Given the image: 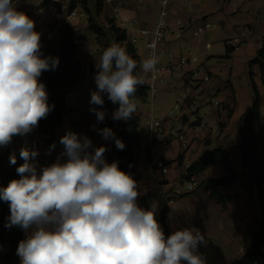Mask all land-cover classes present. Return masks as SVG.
Listing matches in <instances>:
<instances>
[{
	"label": "clouds",
	"instance_id": "obj_1",
	"mask_svg": "<svg viewBox=\"0 0 264 264\" xmlns=\"http://www.w3.org/2000/svg\"><path fill=\"white\" fill-rule=\"evenodd\" d=\"M157 63L153 54L138 65L119 44L102 52L90 97L95 107L89 109L98 124L107 115L105 96L118 105L113 120L132 118L137 86L143 83L136 69L155 72ZM58 65V57L43 55L35 21L18 10L16 0H0V147L33 132L54 110L40 78ZM93 128L118 149L125 147L111 128ZM59 143L62 152L43 166L39 150L25 144L19 150V179L0 186V201L10 210L5 227L17 226L26 234L16 249L20 264H206L198 251L205 236L188 227L166 236L157 204L139 206L137 181L118 161H107L106 145L95 146L72 130ZM16 160L11 153L10 163Z\"/></svg>",
	"mask_w": 264,
	"mask_h": 264
},
{
	"label": "crops",
	"instance_id": "obj_2",
	"mask_svg": "<svg viewBox=\"0 0 264 264\" xmlns=\"http://www.w3.org/2000/svg\"><path fill=\"white\" fill-rule=\"evenodd\" d=\"M21 1L17 0L16 4ZM56 1L57 6L62 5L69 7V9H64L61 15L56 16L55 12L52 13L47 8V3L51 2V0H30L27 2V10L32 11L30 14L38 16L35 29L41 33L42 48L48 42L54 43L55 39L57 42L61 27L64 24H69L73 26L76 32L75 39L78 40L77 53L80 43L79 35L96 36L88 25V18L93 14L95 7H90V0L85 1L88 3L87 7L84 6L82 0ZM183 1L171 0L169 4L168 23L171 32L160 45L159 64L167 63V53L169 51L179 55L186 48H191V37L196 38V42L202 41L203 54H206L213 47L219 48L218 51L222 52L221 44L224 43L227 54L224 69L225 78H220L218 81L212 79V81L210 80L208 83L203 84L197 90L188 91L181 68H176L166 82L159 86L152 106L146 99L135 100L137 103L136 114L140 116V126L137 130L140 147L136 153L137 161L134 166L138 175L136 180L138 190L141 193L137 201L139 206H141L140 199L148 193L152 194L153 196L146 200L145 209H148L155 202L158 206V222L162 210L166 208L167 223L171 233L180 224L184 228L183 223L193 221L198 217V213L193 211L187 215L184 209L185 205L176 201L177 198L182 196V193L177 188L178 184H185V181L192 177L198 180L201 179L200 185L206 188L205 184L202 183L203 181L209 178L227 177L228 173L224 168V164L220 161L211 164L199 173L187 176L188 167L206 151L216 148L225 149L228 153L231 167L238 179L231 184L220 186L219 190L223 194L232 196L226 202H231L233 213L241 218L242 229L239 233L233 235L226 233L224 228L222 229L225 242L230 245L232 250L228 252V255L222 254L221 250L214 246L205 231L199 229L198 226L195 229H198L207 240L206 244L199 246L201 254L206 257V264H238L240 257L250 248L254 236L260 231L264 222V199L259 197L258 188L250 181L249 169L243 167L241 153V119L253 106L255 97L253 79L259 94L260 106L258 118L253 124L256 136L255 149L256 156L261 160V165L264 167V72L259 62H253L259 51L264 48V0H186V3H183ZM95 4L96 0H94V6ZM154 6H157L155 12ZM116 8L118 12L115 11ZM101 9L111 18L112 24L121 30L120 22L131 18H138L144 25L153 28L159 18L160 5L156 2L151 7H146L139 5L137 0H102ZM71 10L75 11V15L70 16ZM204 21L212 23L208 31L205 34L194 35L195 28L203 24ZM48 27L53 35L51 40L44 39ZM91 41L93 40L90 39ZM96 41L98 40L96 39ZM117 42L122 43L120 41ZM228 47L232 48V51L228 52ZM135 48L140 56V62L148 58L144 45L140 44L135 46ZM195 55L198 63L199 54L195 53ZM262 60L264 62V56ZM206 70L210 73L213 72L211 70L215 72L221 71L218 67L210 68L208 66H206ZM138 74L142 76L143 82L147 84L149 81L148 73H142L139 68ZM241 76L245 77L244 82L241 79L238 80ZM79 79L70 88L66 109L62 115L61 123L56 129V137L53 142L48 143L38 127L27 136L13 137L12 142L7 146L11 149L9 156L15 152L17 161L22 164L23 160L19 157V150L27 144L28 147H34L39 150L40 154L37 160L40 166L50 164L62 152L63 146L59 143V140L68 130L87 135L95 146L106 145L108 150L105 152V158L112 154L115 141L103 140L97 131L94 130L93 125L96 128L109 127L116 136L117 130L123 124L121 123L122 120H113L111 118V114L117 108V105L107 106L105 120L98 124L95 115L89 111L91 107L75 106L71 100L72 96L76 94L75 89ZM213 96H217L215 100ZM180 97H182L183 101L182 107L176 112L175 116L170 117L169 111ZM211 102L213 106L210 109L205 108V105ZM196 104L201 106L196 107ZM150 109L160 127L153 149L149 147L150 136L147 124ZM198 118H204L206 126L200 137L193 139ZM169 126L174 127L175 132H171L168 135ZM180 132H186L192 142L187 150H183L180 140L174 138L175 134ZM170 137L173 139H170ZM53 143H55L56 147L49 153ZM0 149L2 148L0 147ZM158 158L164 159L168 165V173L165 175L154 167V162ZM242 173L245 174L246 182L245 180H240L241 177L239 175ZM155 179L164 184L165 195H161L154 190ZM241 182L243 183L241 184ZM206 193L207 195L210 194V190L207 188ZM217 227L218 230L221 229V226ZM23 235L24 237L26 236L24 231ZM238 239L239 241L245 240V245L235 247L234 240ZM7 252V243L0 242V264H4L1 255ZM255 264H264V247L263 254L259 256Z\"/></svg>",
	"mask_w": 264,
	"mask_h": 264
},
{
	"label": "trees",
	"instance_id": "obj_3",
	"mask_svg": "<svg viewBox=\"0 0 264 264\" xmlns=\"http://www.w3.org/2000/svg\"><path fill=\"white\" fill-rule=\"evenodd\" d=\"M86 0H83L85 2ZM97 7L100 8L102 0H96ZM90 30L98 37L103 28L100 25L95 24L90 20ZM115 32V39L123 42L126 40L127 35L124 30L113 25L111 28ZM75 30L73 26L64 24L60 29V36L57 40V44L48 42L43 48L42 52L44 56H53L59 58V65L55 71L44 72L41 76V81L46 85V90L49 94V103L54 104V110L50 112L46 119H42L39 122V130L45 137L48 143H52L56 137V129L61 123L62 115L66 109V102L70 88L73 87L81 74V64L76 58L77 43L75 42ZM232 51V48L228 47V52ZM127 53L140 64V56L137 49L132 44H128ZM264 48L258 53V56L253 59V62H259L264 72ZM139 67L136 69L138 74ZM254 87V101L251 110L245 114L241 119L242 127V139H241V153H242V165L244 168L249 169L250 181L258 188V194L261 199H264V167L261 165V160L256 156V136L253 130V124L259 115V94L256 89V85L252 79ZM148 91V84L145 82L142 85L137 86L134 99H146ZM118 107V105H117ZM140 126V116L133 114L132 118L123 122L120 128L116 132V138L120 139L125 147L120 150L116 147L115 143L111 155L106 157L107 161L111 163L113 160L119 162L121 170L130 173L135 180L138 175L134 168L136 164V153L139 150V138L137 130ZM222 162L224 168L228 173L225 178H209L202 183L206 188L210 190V198H217L219 202H223L224 197L220 193L219 187L235 182L238 177L234 173L228 153L223 148H216L206 151L197 161H195L187 169V176L195 173H199L209 167L215 162ZM19 162L16 160V164H9L5 161L3 154L0 152V186H7L10 180L19 179V175L16 172V168L19 166ZM153 195L148 193L140 199L142 208H145L146 200ZM138 203V201H137ZM10 215L9 205L3 201H0V242L7 243L8 252L1 255L4 264H18L19 257L16 255V249L21 240L24 239L23 230L17 226L6 228L5 223L7 217ZM159 223L164 230L165 235H170L171 231L167 223V209H163ZM264 247V222L260 228V231L254 236L250 248L240 257L238 264H255L263 254Z\"/></svg>",
	"mask_w": 264,
	"mask_h": 264
},
{
	"label": "rangeland",
	"instance_id": "obj_4",
	"mask_svg": "<svg viewBox=\"0 0 264 264\" xmlns=\"http://www.w3.org/2000/svg\"><path fill=\"white\" fill-rule=\"evenodd\" d=\"M30 0H22L19 4H16L18 7V10L23 11L26 13L31 19L37 21V15L30 14L32 11L27 10V2ZM83 1V0H82ZM41 4V3H40ZM84 6L87 7L88 3L83 2ZM90 7L93 9V14L89 16L88 20L90 25V20H92L95 24L100 25L103 28L102 33L97 36H90L87 34H81L79 35L80 43L78 45V50L76 53V57L78 58L81 67H82V74L81 78L78 81V85L75 89V95L72 96V102L75 106H88L92 107L94 105L90 104V97L91 92L96 90V84L94 80V76L97 72V67L100 63V57L102 52L109 47L112 44H119L121 47H124L127 50L128 43L125 41L122 43L117 42L115 38V32L113 29L112 20L111 18L105 14L101 7L98 8L97 4L94 6V0H90ZM154 12L156 10L157 6H154ZM154 16V15H153ZM150 28V27H149ZM215 30V29H212ZM97 37V38H95ZM202 38V37H201ZM90 39L93 41L90 42ZM96 39L98 41H96ZM191 48L195 51V53L198 55V68L203 72H208L206 70V66L210 68L218 67L221 69V71H214L208 72L211 75V81L212 79H215L218 81L220 78L224 79L225 75V66H226V49L224 43H222V52H219L216 47H213L211 50L206 52V54H203L202 51L203 43L202 41H197L196 38L191 37ZM56 40V39H55ZM54 40V43L57 44V42ZM202 40V39H201ZM224 57V58H223ZM245 81V77L241 76L238 78V80ZM224 87V85H223ZM218 96V95H217ZM213 96V99L215 100V97ZM105 103L104 108L106 109L107 106H114L105 96ZM201 106L200 104H196V107ZM211 106H213V103H208V105H205V108L210 109ZM195 107V109H196ZM178 112V111H177ZM170 116V115H169ZM171 117V116H170ZM123 123V120L121 121ZM175 132V128L172 126H169V130L167 134ZM264 142V141H263ZM0 149L1 154H3L5 161L10 164L9 161V151L11 150L10 147H1ZM212 168V167H210ZM241 178L240 180H245L246 177L245 174L242 173L239 175ZM243 178V179H242ZM201 182V179H199ZM243 182H241L242 184ZM177 188L182 193V196L180 198H177V202L183 203L185 213L188 215V213L197 212L198 217H196L193 221H187L184 222V228H195L196 226L199 227V229L205 231L208 234V237L212 240V243L214 246L217 247V249H220L222 254H227L228 252H231L230 245L225 242V236L222 235V229L224 228V231L229 234H237L242 229L243 223L240 217H237L233 213V207L230 205V203L226 202L228 198H232L231 195L223 194L221 191L220 193L223 195L224 199L223 202H219L218 199H211L209 195L206 193V188L202 185H199L197 187V190L193 192H188L186 190L185 184H178ZM231 201V200H230ZM229 205V206H228ZM227 207V208H226ZM217 226H221V229L218 230ZM240 245H245V240H234V246L239 247Z\"/></svg>",
	"mask_w": 264,
	"mask_h": 264
},
{
	"label": "built area",
	"instance_id": "obj_5",
	"mask_svg": "<svg viewBox=\"0 0 264 264\" xmlns=\"http://www.w3.org/2000/svg\"><path fill=\"white\" fill-rule=\"evenodd\" d=\"M139 5L151 7L154 3L158 2L160 5L159 18L157 23L153 28H149L144 25L138 18H131L130 20H122L120 22V26L122 30L125 31L127 38L125 40L126 43L132 44L133 46L144 45L147 50L148 58L155 54L157 58H159V49L162 42L165 40L167 35L171 32L169 23H168V7L171 0H137ZM17 2V0H16ZM187 1L184 0L183 3ZM47 8L50 12H55V15H61L64 9H69V7L58 5L56 0H51V2L47 3ZM118 12V9H115ZM75 15V11L71 10L70 16ZM212 23L210 21H204L203 24L197 26L194 30V35L198 36L201 34H205ZM45 40L53 39V35L51 29L47 28V33L44 36ZM75 42L78 43V40L75 39ZM176 68H181L182 75L186 81V87L188 91L197 90L203 84L208 83L211 80V75L208 72L201 71L197 66V56L191 48H186L184 52L181 54H176L173 51H169L167 53V63L159 64V61L156 65V71L148 73L149 81H148V91L146 100L150 104V106L154 103L155 95L159 90V86L166 82V80L173 74ZM218 103V102H216ZM183 101L182 97L178 98L174 103L173 107L170 109V116H175L176 112L179 111L182 107ZM197 126L195 127V132L193 133V139L199 138L201 132L206 126V120L204 118L197 119ZM148 129H149V147L153 149L154 142L156 139V135L159 133V125L152 115L151 109L148 114L147 119ZM174 138L180 140L182 144L183 150H187L191 145V140L187 136L186 132H180L175 134ZM170 139H173L170 137ZM154 167L165 175L168 173V165L166 161L162 158H158L154 162ZM200 185V180L197 178H189L185 181V187L187 191H193ZM164 184L157 179H155V183L153 184L154 190H156L159 194L165 195L166 190L163 189ZM183 229V226L180 224L176 230ZM175 230V231H176ZM26 236L24 237V239ZM199 253H201L200 247L198 248ZM20 262V258H19ZM186 264V262H185Z\"/></svg>",
	"mask_w": 264,
	"mask_h": 264
}]
</instances>
